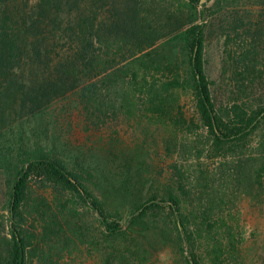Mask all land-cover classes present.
<instances>
[{"label": "trees", "instance_id": "trees-1", "mask_svg": "<svg viewBox=\"0 0 264 264\" xmlns=\"http://www.w3.org/2000/svg\"><path fill=\"white\" fill-rule=\"evenodd\" d=\"M44 2L37 0L41 8L28 19L17 0H0V169L9 197L0 214V264H59V252L87 244L88 230L65 217L74 209L99 218L92 233L106 247H92L104 252L103 264H144L155 245L170 250L173 264H244L241 238L229 227L226 236L190 220L180 169L160 184L162 194L151 191L146 202L134 204L146 182L131 154L116 176L63 155L55 138L47 140V125L41 132L46 140L31 142L25 130L7 128L13 108L7 98L22 93L41 107L85 81L102 89L126 78L118 109L128 119L149 122L174 141L201 131L217 142L232 141L264 118V0H214L209 8L200 0H166L151 17L140 8L119 15L109 0H90L60 37L38 27L52 12ZM105 10L110 24L97 13L102 17ZM63 37L67 46H58ZM211 44L222 47L230 72L227 102H217L206 72ZM187 96L191 113L183 104ZM252 181L264 185L263 169Z\"/></svg>", "mask_w": 264, "mask_h": 264}, {"label": "rangeland", "instance_id": "rangeland-1", "mask_svg": "<svg viewBox=\"0 0 264 264\" xmlns=\"http://www.w3.org/2000/svg\"><path fill=\"white\" fill-rule=\"evenodd\" d=\"M213 1L206 0L205 7L209 8ZM17 2L21 16L31 19L35 15L37 0ZM44 3L51 7L52 12L41 20L39 29H53L55 34L65 35L69 28L75 27L77 14L89 6L90 0H45ZM108 3L116 4L119 15L126 16L128 8L131 11L140 8L145 9L142 13L146 17H151L166 0H109ZM97 13L100 21L105 22L109 16L106 10L102 17ZM86 15L91 16V12ZM44 37V43L48 44V33ZM58 46H67V41L60 40ZM205 59L206 72L216 84L217 102H227L232 85L222 47L209 45ZM126 82L124 78L112 87L97 89L93 81H85L74 93L55 98L41 107L29 102L31 100L22 93L12 100L7 98L9 103L13 102V108L7 114V128L14 133L25 130L31 142H44L46 139L41 132L47 125V140L55 138L63 155L99 164L111 175L124 173L123 157L131 154L146 182L140 199L134 204L146 202L151 191L162 194L160 184L173 176L174 167H177L189 195L185 201V212L191 214L189 218L193 224H202L205 232H224L226 236L230 232L240 237L244 264H264V185L252 181L259 170L263 169L264 173V118L245 135L232 141L217 142L204 131L197 136H181L174 141L155 125L128 119L118 109ZM17 84H22V81L18 80ZM94 88L96 92H93ZM183 104L191 113L192 103L188 96L184 97ZM4 173L0 169V214L9 199ZM134 204H129L128 208ZM189 205L195 207L194 216L189 212ZM65 214L67 220L78 221L88 230L89 241L82 246L70 245L59 252L56 256L59 264H103L104 252H96L92 247L93 242H98L100 248L106 247L101 238L92 233L100 227L99 218L89 209L66 210ZM160 225H153L156 230L153 229L154 238ZM172 261L169 249L163 250L161 245H155L144 264H173Z\"/></svg>", "mask_w": 264, "mask_h": 264}, {"label": "water", "instance_id": "water-1", "mask_svg": "<svg viewBox=\"0 0 264 264\" xmlns=\"http://www.w3.org/2000/svg\"><path fill=\"white\" fill-rule=\"evenodd\" d=\"M206 2V0H200L201 4H204ZM13 201V200H12Z\"/></svg>", "mask_w": 264, "mask_h": 264}]
</instances>
